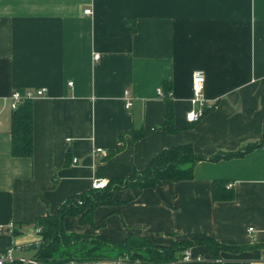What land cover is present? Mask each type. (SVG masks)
I'll list each match as a JSON object with an SVG mask.
<instances>
[{"label":"crops","instance_id":"0c3cea01","mask_svg":"<svg viewBox=\"0 0 264 264\" xmlns=\"http://www.w3.org/2000/svg\"><path fill=\"white\" fill-rule=\"evenodd\" d=\"M197 69L212 108L188 129L156 127L134 140L133 129L163 121L157 91L166 83L180 124L193 109ZM16 89H45L32 99L31 157L10 154ZM263 135L264 0H0V252L33 259L36 219L92 189L94 179L129 177L166 147L190 144L211 156ZM215 179L232 186L233 199L212 200ZM113 199L90 221L84 212L65 216L64 231L110 242L145 237L158 247L214 237L243 246L220 251V264H264V144L241 157L198 161L189 180L117 189ZM190 249L202 259L178 264H213L205 245Z\"/></svg>","mask_w":264,"mask_h":264},{"label":"trees","instance_id":"16d2710c","mask_svg":"<svg viewBox=\"0 0 264 264\" xmlns=\"http://www.w3.org/2000/svg\"><path fill=\"white\" fill-rule=\"evenodd\" d=\"M165 114L162 122L148 128L133 129L131 136L140 140L152 129L158 127L164 134L185 130L197 121L185 118L178 126L174 125V104L171 85L163 88ZM25 94L24 90H20ZM22 99L11 113L10 136L12 157H31L33 152V108L32 99L22 95ZM212 107H206V114ZM264 144V135L256 141L246 142L233 151H219L205 156L194 151L190 144L166 147L153 156L146 167L133 170L126 178H115L107 182L102 189H90L69 196L53 214L38 217L35 221L39 228L40 239L36 243L34 258L45 264H63L68 261L111 260L128 255L131 260L141 259L147 262H169L178 258L184 249L194 245H205L212 256L213 264H220L219 253L222 250H237L243 246L227 245L218 242L214 237L195 238L173 241L170 246L158 247L145 237L132 236L120 242H110L103 236H85L64 231L63 219L67 215H78L84 212L82 220L90 221L93 209L98 205L114 202V191L121 188H152L163 181L189 180L193 177V168L201 160L218 161L241 157ZM211 196L213 201H227L234 198L232 186L228 187L224 179L212 182ZM78 200L81 203H78ZM35 244V243H34ZM11 264H22L15 261Z\"/></svg>","mask_w":264,"mask_h":264},{"label":"built area","instance_id":"2783aa9c","mask_svg":"<svg viewBox=\"0 0 264 264\" xmlns=\"http://www.w3.org/2000/svg\"><path fill=\"white\" fill-rule=\"evenodd\" d=\"M85 14H90L91 9H86L84 11ZM99 57L98 54L94 55V59H97ZM205 72L201 69L194 70L192 75H191V103L193 105V109L188 111L185 115V119L187 121H198L200 118H202L204 114V109L207 107V104L205 102V98L203 95V90H204V85H205ZM69 85L72 84V81H69ZM45 92V89H39L37 91H32V90H26L25 94H22L20 90L16 89L12 91L10 95V107L11 109H15L16 106L19 104V102L22 99V95H25L27 98L33 99L36 96H43ZM158 95L161 97L164 96V93L161 89H158ZM124 99H125V107L129 108L132 105L131 97L129 95L128 91H125L124 93ZM94 153H99L101 155H106L107 151L103 148L97 147L94 151ZM73 162L76 163L77 159L73 158ZM107 181L104 179H94L92 181V188L93 189H102L106 186ZM228 187H230V184H227ZM78 203H81L80 200H78ZM9 228L12 227V224L10 223L8 225ZM2 228H0L1 230ZM249 230L251 231L252 228L250 227ZM39 231V228H38ZM202 258L198 255H194L191 252L190 248L184 249L181 253V255L173 260H170L169 262L163 263V262H147L143 261L141 259H134L131 260L128 255H123L116 257L114 259L109 260L112 264H178L181 261H200ZM15 261H19L22 264H45L42 263L41 261L33 258V259H15L11 253V249H7L3 252H0V264H11ZM102 260H84V261H68L63 264H99ZM262 262L264 263V254L262 256Z\"/></svg>","mask_w":264,"mask_h":264}]
</instances>
